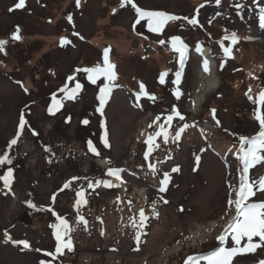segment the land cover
Segmentation results:
<instances>
[{
    "label": "rangeland",
    "instance_id": "obj_1",
    "mask_svg": "<svg viewBox=\"0 0 264 264\" xmlns=\"http://www.w3.org/2000/svg\"><path fill=\"white\" fill-rule=\"evenodd\" d=\"M134 2L143 9L181 18H191L200 2L204 7L199 24L173 20L162 33H153L146 21L135 24V10L130 4L121 7V0H80L79 7L76 0H25L20 8L15 7L18 0H0V40L7 41L0 51V147L16 136L22 112L30 126L11 150V156L21 161L12 193L0 189V264H39L41 260L51 264H184L188 256L206 255L213 249L234 214L235 207L228 201L239 188L242 164L233 153L239 148V136L251 137L259 131L252 121L256 104L252 108L245 93L251 86L255 99L252 85L256 91L264 86V26L259 19L264 0H221L219 6L215 0ZM17 28L20 39L14 40ZM232 33L239 37L234 45L224 39ZM245 34L252 37L247 40ZM172 36L181 37L187 45L183 65L172 49ZM61 37L71 43L62 46ZM220 39L232 48L235 58H220ZM197 45L208 48L218 77L217 87L198 106L193 103V92L205 79L199 72L204 58L196 51ZM105 49H110L117 86L103 116L96 109L99 88L106 81L101 77L92 84L83 71L75 75L82 85L77 96L67 99L66 93L58 94L64 109L50 114L56 87L62 89L69 83L74 66H103ZM178 71H182L179 87L183 93L179 100L173 95ZM165 72L161 84L159 77ZM141 82L154 100L144 95L137 100ZM173 105L185 119L175 117L169 125L166 117ZM260 109L264 115V105ZM185 124L189 126L176 140L175 132ZM160 125L165 126L168 140L155 137L159 147L146 160L145 141ZM105 131L108 147L101 139ZM88 140L99 155L89 152ZM197 155L201 157L198 166ZM149 163L156 165L155 174ZM176 166L179 171L172 172ZM109 167L123 169L121 179L107 175ZM165 172L171 179L161 193L158 189ZM260 176H264V161L249 171L250 180ZM72 177L79 179L60 191ZM97 180L119 186L87 187L89 181ZM81 188L87 204L76 207V192ZM262 200L264 193L257 191L249 202ZM141 209L147 217L143 228ZM53 211L69 222L73 250L50 258L46 252H54L56 246L51 226L58 223ZM5 231L13 240H28L31 247L7 241ZM227 241L226 247L234 245ZM246 243L245 238L240 247ZM253 243H259V238L254 237ZM262 259L264 246L254 253L237 254L232 264H258Z\"/></svg>",
    "mask_w": 264,
    "mask_h": 264
},
{
    "label": "snow or ice",
    "instance_id": "obj_2",
    "mask_svg": "<svg viewBox=\"0 0 264 264\" xmlns=\"http://www.w3.org/2000/svg\"><path fill=\"white\" fill-rule=\"evenodd\" d=\"M207 2V0H206ZM215 3L217 6L220 5L221 0H215ZM25 4V0H18V3L15 5L16 8L23 7ZM126 4H130L132 8L135 10L136 13V20L135 24H139L142 20L146 21V25L149 31L153 33H162L166 24L169 21L173 20H180L183 19L187 21L191 25H197L199 24L198 15L201 8L204 7V4H200L195 9V14L189 18V17H178L175 15H172L170 13H166L163 11H153V10H146L141 7H139L134 0H121V7L125 6ZM76 6H80V0H76ZM237 8H240V5H236ZM115 11V10H114ZM68 21L72 22V15L69 14L67 17ZM260 23L261 26H264V8H261V14H260ZM211 21H209L210 23ZM134 24V27H135ZM74 35H79L78 33H74ZM12 39L19 40V28H17L16 33H13ZM82 39V37H81ZM224 39H229L231 43L234 45L238 42L239 37L232 33L230 36H226ZM170 42L172 49L179 53L180 56V63L183 65L184 63V57L187 50V45L184 44L183 40L179 36H172L170 37ZM7 43L6 40H0V51L4 50V45ZM71 41L67 37H61L60 38V44L63 46L65 44H70ZM159 44L164 45V40H159ZM223 53L225 57H231L232 56V48L226 47L223 44V41L220 42ZM109 50L105 49L103 53V66L97 64L96 66L92 67H85L83 69H78L77 71H83L87 74V79L92 83L96 84L97 80H99L101 77L104 78L106 81L100 88L98 92V100H99V106L96 109L97 112L103 116L105 105L110 98V94L112 92L113 87H116L117 85L114 84V81L117 79V73L115 71V65L109 61ZM197 52H202V47L200 45H197L196 47ZM221 67H223V63L221 64ZM203 71L205 73L210 72L209 67V60L205 58L203 60ZM167 73H161L159 77V82L161 84L165 83V76ZM74 77L69 76L68 80H73ZM182 79V71H178L176 73V78L173 81V83L177 86L173 90V95L176 97L177 100L180 99L182 96V91L179 87L181 84ZM21 83V82H17ZM82 89V85L77 82L75 84L74 88L69 89L67 84H65L64 88L61 89V91L66 93L67 99H74L76 94ZM25 92H27V89H24ZM251 93V86H249L248 92L245 93V95L248 97L249 100L253 101L257 105L254 115L256 120L259 122V131L251 136H239V148L236 150L233 155H236L238 160L242 164V168L240 169V183L239 188L235 190V198H230L228 201L229 206L235 207V215L231 217L229 220L228 225L224 229V231L216 237V239L219 241V246L215 248L213 251H210L206 255H190L188 256L184 264H200V261H206V264H232L233 257L237 254H246V253H254L258 247L264 246V200L259 202H249L252 197L256 195L257 191H260L264 193V176H260L257 180H250L249 178V171L252 167H254L256 164L264 161V115H261L260 113V106L264 105V89H262L258 96L254 99ZM148 96L149 99L154 100L155 96L154 94H149L146 91V86L141 82L139 84V91L136 93L137 100H139L140 96ZM61 106V101L57 100L56 97L53 95V104L49 106L48 112L50 114H54L55 110H58ZM137 106H140L137 104ZM215 109H212V116L215 120ZM178 117L181 121L185 119L184 115L181 114L179 109L173 105L171 114L167 115L166 122L170 125L171 121ZM70 120V117L68 118ZM160 117H156V121H159ZM84 124L88 123V120L83 121ZM155 123V121H154ZM217 125H219V121H216ZM101 126L104 127V122H101ZM152 125L150 124L149 127ZM189 125L185 124L179 130L175 132V139L179 140L181 137V134L184 132V130ZM26 127H30L28 124V121L25 118L24 113L22 112L19 118L18 123V130L16 133V136L12 138L9 141L8 147L11 148L12 146L16 145L18 142L19 137L23 133L24 129ZM227 131V130H226ZM34 135H38V133L33 130ZM106 131L104 136L101 137L105 147H108V141L106 138ZM163 136L164 141L167 142L168 140V132L165 130L164 125H160V130L156 131L154 134H149L147 137V140L145 143L148 145L147 151L144 153V157L147 160L149 158V155L152 153L154 148L159 147L158 144H154V138ZM89 151L92 152L95 155H99V152L97 151L96 147L93 145L91 140L87 141ZM49 150V149H46ZM231 151V149H229ZM170 158V157H169ZM201 157L195 156V161L197 166L199 165ZM111 163V161H108ZM11 165L12 160L8 156L7 153H4L3 155H0V165L3 164ZM148 167L152 170V172L155 174L156 172V165L149 163ZM195 170V169H194ZM123 169L120 168H112L109 167L107 169V175L115 177L116 179H121V172ZM172 172H178L179 166L173 167ZM79 179L78 177H72L70 181H67L64 183L63 187L60 189V191H63L64 189H67L71 185V181ZM170 174L168 172L163 173V179L160 181V187L159 192L164 193L167 190V185L170 182ZM0 180H3L4 186L10 188V184L13 180V169L11 167L7 168V171L4 175L0 176ZM100 184H103L105 187H114L119 185H113L108 180H97L95 183L89 181L87 184V187L89 189H92L96 186H99ZM56 193L53 194L52 200L53 202L56 199ZM77 199L75 200L76 207H79L80 205L87 204V200L85 199V190L81 188L79 191L76 192ZM119 199V198H117ZM167 203V201H164ZM31 203V202H29ZM129 203H131L129 201ZM34 207V205H33ZM153 209H155V202L153 203ZM51 210V209H50ZM158 215V213H155ZM53 215L56 216V219L58 223L53 224L51 227L54 229L53 235L55 236L56 240V246L54 252H46V256L53 257L57 256L58 254H62L65 249L68 251L73 250V243L70 237V232L72 231L69 222L59 214L55 213L53 211ZM139 218H140V227L143 228L145 226V222L147 220V217L145 215V212L143 209L139 211ZM134 219V218H133ZM78 220L84 222V224H87V221L84 219L83 216H78ZM103 234V233H101ZM231 235V240L234 242V245L232 247H226L227 238ZM5 237L8 240H11L12 243L22 245L25 249L30 248V242L28 240H13L12 237L5 231ZM67 237V239H65ZM258 237L259 243H253V238ZM247 240V243L240 247L241 241L243 239ZM140 234L137 233L136 240L139 241ZM37 251H40L37 249ZM39 264H51L50 261L47 260H41L39 261ZM258 264H264V259L258 261Z\"/></svg>",
    "mask_w": 264,
    "mask_h": 264
},
{
    "label": "bare ground",
    "instance_id": "obj_3",
    "mask_svg": "<svg viewBox=\"0 0 264 264\" xmlns=\"http://www.w3.org/2000/svg\"><path fill=\"white\" fill-rule=\"evenodd\" d=\"M201 56L209 60L210 72L205 73L203 67L199 69L200 75L205 79L197 84L193 92V103L198 106L205 96L213 91L218 85V77L215 72V60L211 57L208 48L202 49Z\"/></svg>",
    "mask_w": 264,
    "mask_h": 264
},
{
    "label": "trees",
    "instance_id": "obj_4",
    "mask_svg": "<svg viewBox=\"0 0 264 264\" xmlns=\"http://www.w3.org/2000/svg\"><path fill=\"white\" fill-rule=\"evenodd\" d=\"M238 3L241 4V2H237V4H238ZM200 4H201V2L198 3V6H199ZM159 11H163V10H159ZM163 12H164V11H163ZM245 35H246V36H249V35H247V34H245ZM243 37H244V36H242V38H243ZM76 83H77V82L74 81L73 84H71V88H74ZM252 87L254 88L255 93H256L255 86L252 85ZM78 93H79V92H78ZM78 93H77V94H78ZM77 94H76V96H77ZM63 105H64V104H63ZM63 105L57 110L58 112H60L61 109H64V108H63V107H64ZM252 121H253L254 124H256V120L253 118V115H252ZM108 144H109V143H108ZM103 145H104V143H103ZM4 149H5L4 147H3V148L0 147V155L3 154V152L5 151ZM7 150H8L7 154H8V156L11 158L12 163H11V165H8V164H6V163L3 164V165H0V176L4 175V174L6 173L8 167H11V168L13 169V180H12V182H11V184H10V188L5 187V186H4V182H3V180H0V189L4 190L5 192L10 193V192L12 191V188H13V185H14V181H15V173H16L17 169L21 166V164H20L21 161L18 160V159H16L15 157L11 156V150H12V147H11V148H8ZM45 209H46V208H45ZM46 210H47V209H46ZM54 237H55V236H54ZM54 239H55V238H54ZM55 241H56V240H55Z\"/></svg>",
    "mask_w": 264,
    "mask_h": 264
}]
</instances>
